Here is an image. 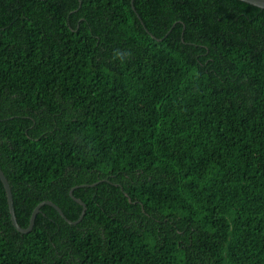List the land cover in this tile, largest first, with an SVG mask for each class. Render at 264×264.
<instances>
[{
    "label": "trees",
    "instance_id": "obj_1",
    "mask_svg": "<svg viewBox=\"0 0 264 264\" xmlns=\"http://www.w3.org/2000/svg\"><path fill=\"white\" fill-rule=\"evenodd\" d=\"M0 264H264V10L0 0Z\"/></svg>",
    "mask_w": 264,
    "mask_h": 264
},
{
    "label": "water",
    "instance_id": "obj_2",
    "mask_svg": "<svg viewBox=\"0 0 264 264\" xmlns=\"http://www.w3.org/2000/svg\"><path fill=\"white\" fill-rule=\"evenodd\" d=\"M133 1L134 0H132V2ZM239 1H242L244 3H247L249 5H252L254 7H257L259 9H263L264 10V0H239ZM0 180H1V182H2V184L4 186V188H5V192H6V196H7V202H8V206H9V211H10L12 223H13L14 227L17 229V231L19 233H22V234H28L34 229L37 216L41 213V209L44 206H47V205L53 207L60 214V216L64 219V221H66L67 223H69L71 225H76V224L80 223L83 220V218H84V215L86 213L87 207H86V205L84 204V202L82 200L78 199L74 195V191L77 190V189H80V188H84V187H92L90 185L89 186L88 185L77 186V187L73 188L71 190V192H70L71 198L84 208V210L82 212V215L80 216V218L76 222H73V221L69 220L65 216L63 211L60 209V207H58L56 204H54L52 202H49V201H45V202L40 203L34 209L32 215H31V218H30L29 226L26 229H23L20 226V224L18 223V221H17L15 208H14L13 193H12V189H11L10 183H9L8 179L6 178L4 172L2 171L1 168H0Z\"/></svg>",
    "mask_w": 264,
    "mask_h": 264
},
{
    "label": "bare ground",
    "instance_id": "obj_3",
    "mask_svg": "<svg viewBox=\"0 0 264 264\" xmlns=\"http://www.w3.org/2000/svg\"><path fill=\"white\" fill-rule=\"evenodd\" d=\"M261 10H263V9H261ZM64 213V212H63Z\"/></svg>",
    "mask_w": 264,
    "mask_h": 264
},
{
    "label": "rangeland",
    "instance_id": "obj_4",
    "mask_svg": "<svg viewBox=\"0 0 264 264\" xmlns=\"http://www.w3.org/2000/svg\"><path fill=\"white\" fill-rule=\"evenodd\" d=\"M49 206V205H48ZM61 209V208H60ZM30 222V221H29Z\"/></svg>",
    "mask_w": 264,
    "mask_h": 264
}]
</instances>
